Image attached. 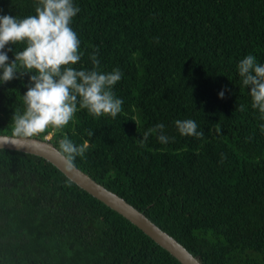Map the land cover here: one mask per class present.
Listing matches in <instances>:
<instances>
[{
    "label": "trees",
    "instance_id": "1",
    "mask_svg": "<svg viewBox=\"0 0 264 264\" xmlns=\"http://www.w3.org/2000/svg\"><path fill=\"white\" fill-rule=\"evenodd\" d=\"M73 3L83 53L74 67L91 69L98 49L101 72L119 68L112 90L122 111L95 118L82 109L34 138L50 134L58 150L64 136L88 141L73 165L201 264H264V119L238 72L248 54L264 64V0ZM34 14L35 0H0V15ZM24 47L6 45L8 62ZM32 74L0 83L1 135L15 137L12 117L25 110ZM178 119L194 120L203 137L180 135ZM157 123L174 142L152 134L141 146ZM0 264L180 263L51 163L0 149Z\"/></svg>",
    "mask_w": 264,
    "mask_h": 264
},
{
    "label": "clouds",
    "instance_id": "2",
    "mask_svg": "<svg viewBox=\"0 0 264 264\" xmlns=\"http://www.w3.org/2000/svg\"><path fill=\"white\" fill-rule=\"evenodd\" d=\"M79 11L73 0H35L34 15L24 18L0 15V83L18 78L17 73L20 76L34 73L30 75L28 90L22 96L25 110L14 112L12 117L15 137L30 138L46 133L49 128L63 129L82 109L95 118L106 115L116 118L122 111L123 100L112 90L123 76L119 68L101 72L98 49L90 56L91 69L74 67L83 55L78 34L71 27L72 19ZM156 41H159L158 37ZM10 43L24 44L25 47L16 51L15 59L9 63L4 49ZM238 72L242 84L251 86L252 108L257 109L264 119V64L248 54L240 60ZM219 95L223 98L224 92ZM239 110L243 111L242 105ZM175 126L182 136L201 138L204 135L197 130L198 125L192 119H178ZM261 129L264 131V125ZM86 131L89 137L93 136L92 130ZM152 134H157L161 144L175 140L165 134L163 123H157L144 133L141 146ZM58 143L61 155L70 166L89 148L88 141L77 145L67 136Z\"/></svg>",
    "mask_w": 264,
    "mask_h": 264
},
{
    "label": "water",
    "instance_id": "3",
    "mask_svg": "<svg viewBox=\"0 0 264 264\" xmlns=\"http://www.w3.org/2000/svg\"><path fill=\"white\" fill-rule=\"evenodd\" d=\"M0 149L22 152L46 160L80 189L125 218L158 246L166 250L180 264H201L175 239L124 199L104 188L73 164L70 166L60 151L47 140L34 137L18 138L0 134Z\"/></svg>",
    "mask_w": 264,
    "mask_h": 264
},
{
    "label": "rangeland",
    "instance_id": "4",
    "mask_svg": "<svg viewBox=\"0 0 264 264\" xmlns=\"http://www.w3.org/2000/svg\"><path fill=\"white\" fill-rule=\"evenodd\" d=\"M51 137V135L49 134V135H47L44 139L46 140H49V138Z\"/></svg>",
    "mask_w": 264,
    "mask_h": 264
}]
</instances>
